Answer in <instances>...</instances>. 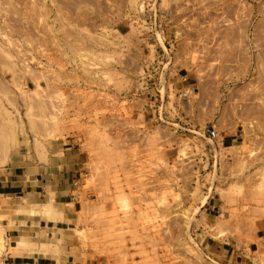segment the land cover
<instances>
[{"label":"rangeland","instance_id":"obj_1","mask_svg":"<svg viewBox=\"0 0 264 264\" xmlns=\"http://www.w3.org/2000/svg\"><path fill=\"white\" fill-rule=\"evenodd\" d=\"M61 141L83 264H264V0H0V171Z\"/></svg>","mask_w":264,"mask_h":264},{"label":"crops","instance_id":"obj_2","mask_svg":"<svg viewBox=\"0 0 264 264\" xmlns=\"http://www.w3.org/2000/svg\"><path fill=\"white\" fill-rule=\"evenodd\" d=\"M175 80L179 84L187 81V77L177 75ZM51 145L44 161L35 157L28 160L19 153L7 171H0L2 227L11 238L20 239L16 244H24L22 238L33 244L30 250L15 247L17 250L5 264H83L73 253L76 244L71 237L79 204L75 186L82 164L81 152L70 141ZM47 204L55 213L48 219L39 213H22L32 209L41 211ZM259 241L263 249L264 236Z\"/></svg>","mask_w":264,"mask_h":264},{"label":"bare ground","instance_id":"obj_3","mask_svg":"<svg viewBox=\"0 0 264 264\" xmlns=\"http://www.w3.org/2000/svg\"><path fill=\"white\" fill-rule=\"evenodd\" d=\"M48 207V206H47ZM45 208H46V206H45ZM53 210V209H52ZM51 209H49V207L47 208V214L48 215H51L52 216V213H53V211H52ZM53 215H55V213H53ZM51 216H50V218H51ZM54 219V218H53ZM17 247V246H16Z\"/></svg>","mask_w":264,"mask_h":264}]
</instances>
